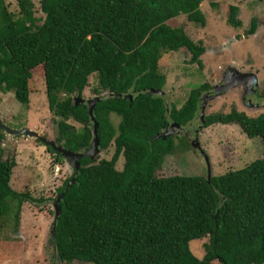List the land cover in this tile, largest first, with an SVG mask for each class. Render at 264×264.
<instances>
[{"label":"trees","instance_id":"16d2710c","mask_svg":"<svg viewBox=\"0 0 264 264\" xmlns=\"http://www.w3.org/2000/svg\"><path fill=\"white\" fill-rule=\"evenodd\" d=\"M201 2L40 0L44 18L38 23L31 0H17V17L0 0V91L13 90L16 100L28 105L32 70L42 66L57 126L55 143L72 153L85 152L93 144L94 122L80 99L88 77L96 73L93 116L99 148L114 144L109 159L80 157L57 188L56 198L61 197L52 238L61 261L188 264L189 242L207 236L203 257L192 264H264V157L207 178L156 175L176 148L170 126L178 125L176 132L185 129L200 109V92L211 88L209 83L192 88L180 108L168 107L163 93H148L165 83L157 72L163 51L185 47L190 61L203 66L202 41L165 23L184 13L204 26ZM237 12V6L229 7L227 23L234 28L241 26ZM111 114L120 117L116 128ZM214 123L237 124L246 136L264 142V113L249 116L232 109L207 115L201 126ZM3 136L0 130V217L13 212L17 225L23 202L37 200L10 186L16 163L14 156L9 162L3 158ZM45 148L57 163L65 159L53 147Z\"/></svg>","mask_w":264,"mask_h":264},{"label":"rangeland","instance_id":"374dc122","mask_svg":"<svg viewBox=\"0 0 264 264\" xmlns=\"http://www.w3.org/2000/svg\"><path fill=\"white\" fill-rule=\"evenodd\" d=\"M31 1L34 15L41 23L44 13L40 0ZM4 3L14 17L19 15L17 0H4ZM231 5L238 7L237 18L241 21L238 28L227 23ZM199 7L206 19L204 26L188 20L184 13L169 18L165 23L182 28L194 42L202 41L205 47L200 56L203 66L191 62L190 52L181 47L161 52L157 72L165 76L162 91L168 107L180 108L190 90L203 83H209L211 88L200 92L203 104L196 118L185 129L178 132L172 130L176 136V148L164 157L156 170L157 176L199 175L207 178L264 157L262 139L246 136L237 124L201 126L207 115L228 113L232 109L249 116L264 113V2L202 0ZM237 75H245L246 78L227 89L220 87L221 90L215 91L214 87L225 85L227 79L237 81ZM252 76L256 78L255 83ZM97 81L96 73L88 77V84L82 93L85 101L98 97L94 92ZM0 119L12 129L27 127L39 137L55 141L57 126L46 99L42 66L32 70L28 105L16 100L13 90L0 91ZM110 120L116 128L120 117L111 114ZM69 123L81 127L72 119ZM4 134L1 141L3 158L8 161L14 156L16 163L11 170L10 186L18 192L29 193L37 201L23 202L17 225L13 212L0 217V264H93L79 260L61 261L53 243L55 214L52 201L56 198L57 188L72 174L73 167L66 158L57 163L55 155L47 152L39 138ZM113 151L112 143L107 150H100L94 160L109 159ZM122 167L120 156L116 169L121 170ZM208 240L206 236L189 242L184 253L188 264L203 257L204 244ZM211 264L220 263L213 260Z\"/></svg>","mask_w":264,"mask_h":264},{"label":"water","instance_id":"95a60500","mask_svg":"<svg viewBox=\"0 0 264 264\" xmlns=\"http://www.w3.org/2000/svg\"><path fill=\"white\" fill-rule=\"evenodd\" d=\"M253 79H254V83L256 82V78L255 76H252ZM246 76L245 75H237L235 76V79H237V81L235 82H231L230 80H226V84L225 85H221V86H215V91L217 90H221L220 87L224 90V89H227L229 88L230 86H233L235 84H238L239 82H243L245 80ZM230 79H232L230 77ZM249 84L251 85V83L249 82ZM148 93L150 94H155V93H163L162 90H150ZM82 102L84 101V99H80ZM98 100V97L90 100V101H86L87 102V105H88V113L89 115L91 116L92 120H93V134H94V138H93V144H92V147L85 151V152H78V153H72V152H69L67 150H65L62 146L60 145H57L55 143V141H52V140H46L44 138H41L38 136V134L33 131V130H30L28 129L27 127L26 128H22L20 130H16V129H12L10 128L9 126H7L6 124H4V122L0 119V130L4 131L5 133L9 134V135H12V136H20V135H28V136H34L35 138H39L40 139V142H42L44 144V146H51L53 147L55 150L59 151L60 153L63 154V156H65V158L67 159L68 163L73 167V168H77L78 166V159L82 156H89L90 158H94V156L100 151V148H99V140H98V136H97V121H95L94 119V116H93V106H94V103L95 101ZM203 104V101H201V105ZM176 127L175 130H178L179 129V126L176 125V124H172L170 126V130H174V128ZM192 146L194 147H197L195 143H192ZM210 177V176H209ZM71 184V181L68 183V186ZM67 186V187H68ZM61 195L58 196L56 198V200L53 201V206H54V209H55V216H54V221H55V218L57 216V208H56V204L57 202L59 201ZM54 221H53V226H54ZM52 226V234L54 233V227Z\"/></svg>","mask_w":264,"mask_h":264}]
</instances>
